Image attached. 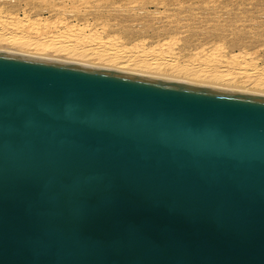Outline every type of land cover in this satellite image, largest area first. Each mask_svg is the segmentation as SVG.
<instances>
[{
  "label": "water",
  "instance_id": "1",
  "mask_svg": "<svg viewBox=\"0 0 264 264\" xmlns=\"http://www.w3.org/2000/svg\"><path fill=\"white\" fill-rule=\"evenodd\" d=\"M0 264H264V97L0 52Z\"/></svg>",
  "mask_w": 264,
  "mask_h": 264
},
{
  "label": "bare ground",
  "instance_id": "2",
  "mask_svg": "<svg viewBox=\"0 0 264 264\" xmlns=\"http://www.w3.org/2000/svg\"><path fill=\"white\" fill-rule=\"evenodd\" d=\"M256 1L260 0L250 4ZM0 2V49L4 51L264 97L260 3L253 4L251 12L245 4L241 8L238 0ZM148 5L155 11L148 14ZM45 11L48 16L42 17ZM143 14L149 15L145 23H141ZM164 18L168 24L163 26L169 28L156 31L153 26ZM137 23L145 27H133Z\"/></svg>",
  "mask_w": 264,
  "mask_h": 264
},
{
  "label": "rangeland",
  "instance_id": "3",
  "mask_svg": "<svg viewBox=\"0 0 264 264\" xmlns=\"http://www.w3.org/2000/svg\"><path fill=\"white\" fill-rule=\"evenodd\" d=\"M223 1H229V0H223ZM231 1H233V0H231ZM238 1H241L242 3H241V8H243V4H245V6L244 7H246L247 8V10H248V8L249 9H251V12L252 11H254V10H252L253 8H255L254 6H253V4L256 6V4L255 3H260V4H257V6H258V8H261V9H264V3L263 4H261V2H263L264 0H260V1H256L255 3H251L250 4V1H252V0H238ZM244 1H246V3L244 2ZM1 3V2H0ZM263 5V6H262ZM249 6V7H248ZM256 6V7H257ZM251 7V8H250ZM246 8H244V9H246ZM158 10L159 11H162V9L161 8H158ZM146 11H147V13L149 12H153V11H155V7L154 6H151V5H148L147 6V8H146ZM249 11V10H248ZM194 12L196 13V12H198L196 9H194ZM225 12V11H224ZM148 13V14H149ZM168 13V12H167ZM116 14H121V16H124V15H126V13H116ZM124 14V15H123ZM255 14H257V13H255ZM43 16L42 17H46V16H48V14H47V12L45 11L43 14H42ZM146 14H143V15H141L142 16V19L143 20H141L142 22L141 23H145V21H147V17H149V15H146ZM257 15H259V14H257ZM198 16V15H197ZM225 16V15H224ZM223 16V17H224ZM164 17V16H163ZM264 19V15L262 14V16L260 17V20L261 21H264L263 20ZM163 24H168V22H166V19L164 18L163 20H162V23H160V24H156L157 25V27H156V25L155 26H153V28L155 29L156 28V31H159V30H166V29H168L169 27H167L166 25H164L163 26ZM163 26V27H162ZM166 26V27H165ZM133 27H138V29H142L143 27H145V24L143 25V27H142V24H140V23H137V25H133ZM141 27V28H140ZM201 28H203V27H201ZM191 31V30H190ZM142 32H143V30H142ZM197 33H199L200 31H196ZM187 34V33H186ZM199 35L201 36V34L199 33ZM259 47V46H258ZM3 50V52H6V51H4V49H0V51H2ZM9 51V50H8ZM7 51V52H8ZM8 53H12V54H18V55H23V52H20V54L19 53H14V51H9ZM26 56H32V57H37V56H39V58H41V56L40 55H35V54H29V55H27V54H25ZM43 58V57H42ZM44 58H46V57H44ZM47 59H52V58H47ZM61 61V60H60ZM65 62H69V61H65ZM79 63H81V62H79ZM83 65V64H82ZM102 68H105V67H102ZM105 69H109V70H112L110 67L108 68H105ZM114 71H119V70H114ZM120 72H124L123 70H121ZM125 73H130V72H125ZM132 73V72H131ZM132 74H135V73H132ZM138 75H143V74H138ZM144 76H147L146 74H144ZM155 77V76H154ZM157 77V76H156ZM160 77V76H159ZM160 78H163V79H169V77L168 78H164V77H160ZM170 80H172V81H177V80H175V79H172V78H170ZM204 87H209V86H204ZM209 88H211V87H209ZM213 88V87H212Z\"/></svg>",
  "mask_w": 264,
  "mask_h": 264
}]
</instances>
